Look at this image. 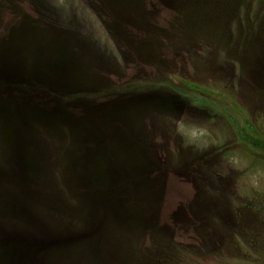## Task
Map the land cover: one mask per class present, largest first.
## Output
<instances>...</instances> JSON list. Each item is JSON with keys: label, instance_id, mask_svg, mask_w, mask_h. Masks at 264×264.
Returning <instances> with one entry per match:
<instances>
[{"label": "rangeland", "instance_id": "obj_1", "mask_svg": "<svg viewBox=\"0 0 264 264\" xmlns=\"http://www.w3.org/2000/svg\"><path fill=\"white\" fill-rule=\"evenodd\" d=\"M264 0H0V264H264Z\"/></svg>", "mask_w": 264, "mask_h": 264}, {"label": "trees", "instance_id": "obj_2", "mask_svg": "<svg viewBox=\"0 0 264 264\" xmlns=\"http://www.w3.org/2000/svg\"><path fill=\"white\" fill-rule=\"evenodd\" d=\"M238 136L243 140L246 144L250 145L251 147H256L260 149H264V143L251 135L244 133L242 130H239Z\"/></svg>", "mask_w": 264, "mask_h": 264}]
</instances>
